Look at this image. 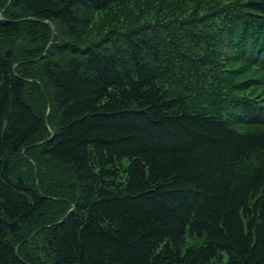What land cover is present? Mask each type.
<instances>
[{
    "label": "trees",
    "instance_id": "16d2710c",
    "mask_svg": "<svg viewBox=\"0 0 264 264\" xmlns=\"http://www.w3.org/2000/svg\"><path fill=\"white\" fill-rule=\"evenodd\" d=\"M0 264H264V0H0Z\"/></svg>",
    "mask_w": 264,
    "mask_h": 264
}]
</instances>
